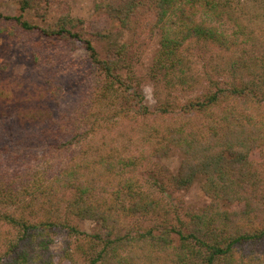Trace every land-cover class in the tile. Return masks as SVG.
<instances>
[{"label": "trees", "instance_id": "16d2710c", "mask_svg": "<svg viewBox=\"0 0 264 264\" xmlns=\"http://www.w3.org/2000/svg\"><path fill=\"white\" fill-rule=\"evenodd\" d=\"M18 1L22 14L0 12V34L19 27L49 41L82 44L95 76L87 105L100 117L49 113L37 132L0 137V264H56L52 247L60 238L76 244L64 250L72 264L77 253L81 264H264V53L255 55L260 38L253 26L264 21V0H254V10L241 0L108 5L110 18L127 30L138 28L142 11L153 12L151 30L161 33V49L152 75L171 90L156 123L145 122L153 113L128 45L112 44L102 56L83 20L66 14L43 27L24 13L41 15L45 0ZM194 43L201 45L198 55L207 56L203 65L213 68L205 69L204 80L187 63ZM226 74L228 80L220 78ZM200 83L187 101L172 97L174 89ZM176 110L181 116L166 122ZM138 119L145 149L134 152L114 137L94 143L100 133L111 137L120 121ZM172 148L183 153L177 174L164 181L151 172L141 176L148 162ZM5 158L27 166L11 170ZM199 177L211 203L182 217L169 203L168 185L185 190ZM76 220L95 221L99 229L88 233Z\"/></svg>", "mask_w": 264, "mask_h": 264}, {"label": "rangeland", "instance_id": "374dc122", "mask_svg": "<svg viewBox=\"0 0 264 264\" xmlns=\"http://www.w3.org/2000/svg\"><path fill=\"white\" fill-rule=\"evenodd\" d=\"M122 1L124 0H45V9L41 15L34 9H28L24 16L25 19L43 27L57 23L66 14L77 20H83L87 25L88 35L94 39L102 56L106 55L112 44L128 45L129 57L134 59L138 86L144 93L145 103L153 113L150 118H146L145 122L156 123L157 120H162L158 109L167 101L171 92L162 82L158 83L154 80L152 75V67L161 49V33L158 30H151L152 11L141 12L136 19L140 24L137 25V29H123L119 22L111 19L108 14L109 4L116 6ZM241 1L247 8L253 10L257 5L254 0ZM147 6L149 5L146 4ZM0 12L5 15L22 14L18 0H0ZM243 19L246 24L250 21L247 17ZM148 23L149 26H147ZM253 26L256 36L260 38L254 51L255 55L260 57L264 53V21ZM200 46L193 44L187 63L189 62L193 71L200 73L201 80H204L205 69L213 68L203 65L208 60L207 56L204 60L198 55ZM247 47L252 50L251 45ZM214 75L220 76L218 72ZM220 78L228 80L229 75L226 74ZM94 79L89 53L80 43L49 41L45 36L26 32L19 27L14 29V34H0L1 140L8 141L11 134L21 136L39 131L50 121L49 113L55 118L62 115L65 119H68L71 113L72 115L82 113L90 118L100 117L97 107L88 109L90 106L87 105ZM202 87L201 83L188 90L179 87L174 89L172 97L182 102L187 101L197 95ZM240 104L241 107L246 106L244 101ZM33 114L37 118H33ZM180 116L181 111L176 110L167 116L166 122L171 123ZM142 124L141 119L120 121L109 135L111 137L107 136L104 139V134L100 133L94 138V143L99 145L103 140L109 143L114 137L117 139V144H127L134 152L145 149L144 141L137 137V134L141 132ZM108 131L110 130H106L107 134H110ZM41 149L36 148V150ZM8 160L7 167L11 170L19 167L24 169L27 166L22 165V161L19 164ZM182 160L183 153L177 148H172L167 157L148 162L140 174L146 177V174L151 172L164 181L168 174L178 173ZM204 184L205 177H199L190 188L185 190L168 185L171 197L169 203L174 204V209L185 218L191 214L203 213L211 203V198L204 191ZM243 207L244 205H240L232 209L241 210ZM76 223L88 233H94L99 229L95 221L76 220ZM75 246L76 244H72L70 239H58L56 245L52 247L53 252L56 253V264H72L63 258L64 250L75 249ZM76 257L77 264L83 263L84 260L78 253Z\"/></svg>", "mask_w": 264, "mask_h": 264}]
</instances>
